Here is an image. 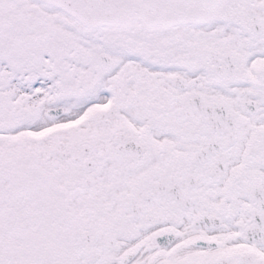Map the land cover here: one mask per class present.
Masks as SVG:
<instances>
[{
  "label": "snow or ice",
  "instance_id": "snow-or-ice-1",
  "mask_svg": "<svg viewBox=\"0 0 264 264\" xmlns=\"http://www.w3.org/2000/svg\"><path fill=\"white\" fill-rule=\"evenodd\" d=\"M0 264H264V0H0Z\"/></svg>",
  "mask_w": 264,
  "mask_h": 264
}]
</instances>
